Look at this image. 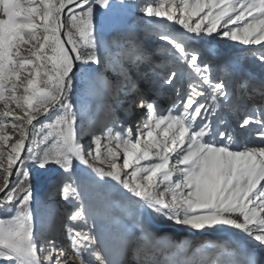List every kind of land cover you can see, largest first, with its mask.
<instances>
[{
  "label": "snow or ice",
  "instance_id": "6c2138e0",
  "mask_svg": "<svg viewBox=\"0 0 264 264\" xmlns=\"http://www.w3.org/2000/svg\"><path fill=\"white\" fill-rule=\"evenodd\" d=\"M113 6L0 0V212L7 213L0 216V264H118L101 247L98 209L115 220L112 245L122 254L130 249L137 264H264L253 250L264 253V146L233 150L220 112L238 114L240 106L228 103L227 85L193 46L216 34L258 46L248 55L264 66V0L145 4L147 17L175 26L158 33L171 65L164 82L175 95L167 114L134 78L149 63L145 49L129 40L101 53L96 18ZM77 63L91 106L72 99ZM184 76L186 85L176 88ZM249 84L264 94V80ZM121 94L144 113L135 132L115 117L110 101ZM251 126L264 142V109L244 113L239 127ZM30 167L61 173L57 191L73 211L55 228L35 214ZM13 175L23 180L10 187ZM156 221L228 235L177 240Z\"/></svg>",
  "mask_w": 264,
  "mask_h": 264
},
{
  "label": "rangeland",
  "instance_id": "374dc122",
  "mask_svg": "<svg viewBox=\"0 0 264 264\" xmlns=\"http://www.w3.org/2000/svg\"><path fill=\"white\" fill-rule=\"evenodd\" d=\"M149 2H153V0H113L114 6L111 10L97 15V37L102 54L115 52L119 48H123L129 40L145 49L149 56L147 66H150V68L145 67L147 70H144L140 66V70L134 78L141 90L157 104L159 112L167 114V110L172 107L175 95L173 86L164 82L171 65L161 51L164 44L158 39V33L162 30L161 25L164 29L173 32L175 26L171 22H166L163 18L147 17L143 12V7ZM193 46L199 50L201 59L211 64L213 77L224 81L227 85L228 103L240 106L238 114H233L224 107H221L220 112L222 118L227 122V130L234 137L233 150H243L244 147L251 146H264V142H261L258 138L257 126L245 129L239 127L240 120L245 112L255 108L259 114V110L264 109V94L259 88H254L249 84V81L264 80V66L248 55L250 47H252V50H256L258 46H245L240 42L230 41L216 34L212 36L205 34L202 38H196ZM78 70L77 76L80 79L76 81L77 88L72 96L73 102L77 106L82 104L91 106L95 98L90 94L80 64ZM105 74L111 79V68H108ZM186 83L187 76H184L175 82V87L183 88ZM121 96L124 95L121 94ZM249 101L251 103H248ZM110 103L118 122L132 127L135 132V124L139 122L140 115L143 112L140 109H134L135 107L131 105V114L124 117L123 107L117 104L115 100L110 101ZM2 107L0 105V108ZM36 129L38 132L39 125L36 126ZM81 142H88V133H85ZM30 171L33 175L31 185L35 214L37 218L45 217L50 226L55 228L67 213L73 211L72 203L65 201L57 191L61 173L56 167L49 170H37L30 167ZM17 179L23 180V177H17ZM3 183V177L0 176V185ZM97 212L101 247L108 251L111 258L118 264L121 261L123 264H137L136 257L130 249H126L122 254L119 248H112L111 233L116 226L115 220L111 217H105L101 209H98ZM6 215L7 213L0 212V216ZM160 225L162 231L167 232L169 236L177 240L218 241L216 239L218 238L217 233L212 230L198 231L179 225L172 228L167 222H161ZM111 249H113L112 252Z\"/></svg>",
  "mask_w": 264,
  "mask_h": 264
},
{
  "label": "bare ground",
  "instance_id": "6f19581e",
  "mask_svg": "<svg viewBox=\"0 0 264 264\" xmlns=\"http://www.w3.org/2000/svg\"><path fill=\"white\" fill-rule=\"evenodd\" d=\"M141 67H142V69H144V70H147V69H149L150 68V66H147V64H143V65H141ZM145 67L147 68V69H145ZM145 72V71H144ZM248 103H251V101H249ZM124 109V112L122 111V113L125 115L126 113H128L129 112V109L127 108V107H124L123 108ZM134 109H137V108H134ZM141 112V111H140ZM143 116H144V113H142L141 115H140V119H139V122L141 121V119L143 118ZM138 122V123H139ZM252 147V146H251ZM156 223H158V224H161V222H158V221H156ZM176 225H171V227L172 228H174ZM182 229V228H181ZM180 232V231H179ZM217 235V237L218 238H216L218 241H219V239H221L222 237H224V236H227L228 234H220V233H217L216 234ZM248 247L249 248H253V246L252 245H248ZM112 248H114V246L112 245ZM253 250H254V252H255V255H256V257L259 259L261 256H264V253H262L261 252V250L259 249V248H253ZM113 251V249H111V252Z\"/></svg>",
  "mask_w": 264,
  "mask_h": 264
},
{
  "label": "water",
  "instance_id": "95a60500",
  "mask_svg": "<svg viewBox=\"0 0 264 264\" xmlns=\"http://www.w3.org/2000/svg\"><path fill=\"white\" fill-rule=\"evenodd\" d=\"M76 69H79V63L76 64ZM30 140H31V137H30ZM30 140L29 141H26V150L24 152L21 153V157L23 158L26 154H27V147L29 146L30 144ZM18 169L14 166L13 167V172H17ZM17 180V176L16 175H13L12 177H9V186H13V184L16 182ZM3 185V184H2ZM3 197V193H0V198Z\"/></svg>",
  "mask_w": 264,
  "mask_h": 264
}]
</instances>
